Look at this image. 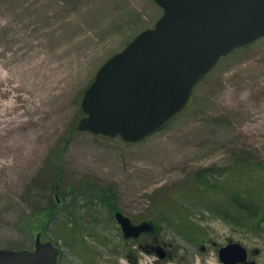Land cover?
Instances as JSON below:
<instances>
[{
    "label": "rangeland",
    "instance_id": "rangeland-1",
    "mask_svg": "<svg viewBox=\"0 0 264 264\" xmlns=\"http://www.w3.org/2000/svg\"><path fill=\"white\" fill-rule=\"evenodd\" d=\"M162 14L154 0H0V248L32 249L37 233L25 234L20 218L91 180L112 186L117 208L134 223H159L146 246H163L167 257L144 255L139 264H217L159 213L199 169L229 182L241 167L264 165V36L223 57L194 89L189 108L138 144L74 129L100 66ZM110 219L93 210L85 223L116 244L78 255L65 250L72 264H130L120 258L129 248L111 235L119 225L105 223ZM196 221L193 237L231 236L260 249L254 259L264 264V219L246 231L209 213Z\"/></svg>",
    "mask_w": 264,
    "mask_h": 264
},
{
    "label": "water",
    "instance_id": "water-1",
    "mask_svg": "<svg viewBox=\"0 0 264 264\" xmlns=\"http://www.w3.org/2000/svg\"><path fill=\"white\" fill-rule=\"evenodd\" d=\"M163 14L122 51L106 60L85 90L77 129L138 144L191 105L194 89L236 49L264 36V0H154ZM114 219L125 240L153 233L155 223ZM160 259L163 246L154 247ZM60 250L37 234L33 249L0 248V264H58ZM224 264L242 263L239 242L219 253ZM254 264V263H251Z\"/></svg>",
    "mask_w": 264,
    "mask_h": 264
},
{
    "label": "trees",
    "instance_id": "trees-1",
    "mask_svg": "<svg viewBox=\"0 0 264 264\" xmlns=\"http://www.w3.org/2000/svg\"><path fill=\"white\" fill-rule=\"evenodd\" d=\"M229 178V182L225 178L221 180L215 177L212 169H199L191 176V182L172 197L170 210L165 209L159 213L161 221L174 228L176 235L193 244L200 239V236L196 238L193 235L196 229L200 228L196 219L198 220L202 213H209L236 229L248 227L257 230V226L260 227L264 219V165L254 163L241 167ZM115 199L112 186L82 180L74 187H66L61 196L54 195L47 207L21 217L19 227L24 225L23 230L30 237L37 233L56 245L60 250L58 264H72L65 250H70L76 255L83 250L86 254L93 252L97 247L110 246L115 241L107 234L90 230L89 225L85 223L86 217L93 210L98 216L100 213H106L112 217L105 223H114L113 213L119 210ZM59 216H63L64 221L58 222L55 228L50 230L51 223ZM154 222L155 235L159 223L155 220ZM107 227L110 225H106ZM261 234L263 233L260 232ZM111 235L119 237L123 248L131 249V245L124 243L120 228L117 235L113 232Z\"/></svg>",
    "mask_w": 264,
    "mask_h": 264
},
{
    "label": "flooded vegetation",
    "instance_id": "flooded-vegetation-1",
    "mask_svg": "<svg viewBox=\"0 0 264 264\" xmlns=\"http://www.w3.org/2000/svg\"><path fill=\"white\" fill-rule=\"evenodd\" d=\"M229 227H231L232 229L235 228L233 226H229ZM242 230L246 231L245 227ZM232 232H234V231L232 230ZM153 235H154V232L153 233H144V234H141L140 237H138L137 239L124 241V243L131 245V249H129V250L126 249L127 252L124 254L122 253V255L119 254L120 258L122 259L124 257L130 264H139L140 261L142 260V256H144V255L154 256L156 254V252L153 250V248L148 249L146 246L147 244L153 242V240H152ZM218 238H219V236H217L215 239H212L209 236H202L201 239H199L200 243H198V246H199L198 251L201 254H205V253L207 254L208 253V255H210L211 259H216L217 264H224L223 262H221L220 257H219L220 250L224 246L228 245L229 243L239 242L247 250V259L242 263H236V264H251V263L258 264V262L254 258L258 257L261 254L260 249L254 248V249L250 250L244 244H242L240 241H237L235 238H233L231 236L223 237L222 242L219 241ZM144 239H146V240H144ZM206 244H208V245L210 244L211 248L208 249ZM194 247H196V246H194ZM207 258L208 257H206L205 259H201V260H203V262H204L207 260Z\"/></svg>",
    "mask_w": 264,
    "mask_h": 264
}]
</instances>
